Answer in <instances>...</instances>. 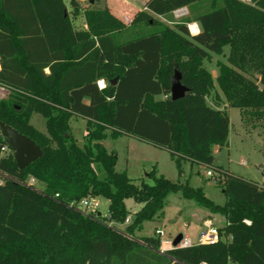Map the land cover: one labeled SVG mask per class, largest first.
Segmentation results:
<instances>
[{"label": "trees", "instance_id": "16d2710c", "mask_svg": "<svg viewBox=\"0 0 264 264\" xmlns=\"http://www.w3.org/2000/svg\"><path fill=\"white\" fill-rule=\"evenodd\" d=\"M201 6L175 24L178 34L154 17L169 21L178 9ZM70 7L63 0H0V85L10 91L0 100V123L41 150L20 170L0 136V264H264V188L214 164L212 149L227 145L230 121L206 103L214 84L202 67L228 46L216 78L227 107L264 110V0H147L128 24L107 8L92 9L83 13L86 30L72 24L80 14L76 0ZM190 21L199 26L196 35ZM175 68L187 93L173 101ZM34 113L45 120V133L29 124ZM74 116L86 120L83 146L71 134ZM123 135L165 150L178 176L184 162L219 174L220 181L211 180L223 185L225 202L155 168L151 184L117 172L115 152L102 142ZM28 177L43 189L22 185ZM170 193L223 216L229 241L173 250L172 262L156 252L158 236L134 239L143 223L163 214ZM88 196L108 201L107 218L77 207ZM126 199L142 206L123 234L106 221L124 222Z\"/></svg>", "mask_w": 264, "mask_h": 264}, {"label": "rangeland", "instance_id": "374dc122", "mask_svg": "<svg viewBox=\"0 0 264 264\" xmlns=\"http://www.w3.org/2000/svg\"><path fill=\"white\" fill-rule=\"evenodd\" d=\"M64 1L70 6L69 0ZM245 1L249 2V0ZM76 2L83 13L90 11L92 8L86 9L85 5L80 3L79 0H76ZM94 9H97V7L95 6ZM204 9L205 8L201 6L191 13V11L185 7L181 14L173 12L172 16L168 19L169 21L161 17H154L167 25L174 33L178 34L175 29V24L183 23L186 19L192 18L194 13L196 14L198 11H203ZM71 19L73 20L72 16ZM186 24L187 27L188 25L191 27L192 24L198 26L197 23L192 21ZM74 25L75 29L86 30L85 21V27L82 26V24L79 25L78 22H75ZM228 52L229 47L225 46L220 55L210 54L209 59L202 61V67L209 72L214 84L206 97V103L208 105H210V103L217 105L218 101H220L218 91L220 93L221 91L216 83L219 72L218 64H227ZM176 70L175 68L174 71ZM173 75L174 73L171 77ZM98 86L103 88L106 84L99 81ZM9 95L10 91L6 87L0 85V100L8 99ZM155 99H164V95L157 96ZM227 115L230 121L227 145L222 148L218 147V149L214 151L212 149L214 164L236 176L256 183L260 188H264V110L259 113V115H256L252 110L240 112L238 109L229 108ZM29 124L42 133L46 131L45 120L39 114H32L29 119ZM69 124L71 134L76 139L77 144L83 146L85 142L84 131L86 120L74 116L71 118ZM102 144L107 151L115 152L117 158L115 170L117 172H124V170L128 168V176L136 184L141 182L151 184L152 180L146 175L155 168L158 173L169 180L176 181L179 179L180 182L188 181L189 185L193 188L201 187L205 195L215 204L222 205L226 200L224 192L222 191L223 185L219 184L217 186L211 180L216 175L218 182L221 180V176H219V174H214L212 170V176L209 177L206 174V168L184 162L182 164V175L178 176L174 162H172L167 152L134 137L130 138V136L127 135L118 139L107 136ZM97 175L99 179H104L106 176L102 168L97 170ZM37 187L43 189L42 184L38 183ZM96 201L98 204L97 212L100 213L102 218H107L108 201L102 197H97ZM125 206L128 211L126 218H129V222L131 223L134 218V213L141 208L142 204H138L132 199H126ZM162 212L163 214L153 221L143 223L141 229L133 233V238L140 239L155 235L158 236L161 235L159 232H162L163 238L173 239L176 235L182 233L184 236H189L191 241L195 243L196 237L204 230L202 221L205 216L203 213L208 214V212L199 208L194 201L182 198L180 193H170L167 195ZM212 217L213 225L221 230L220 238L223 241H229V236L223 231L226 225L225 218L218 214ZM125 220L123 223H115L107 220L106 224L124 233L128 225L125 224Z\"/></svg>", "mask_w": 264, "mask_h": 264}, {"label": "built area", "instance_id": "2783aa9c", "mask_svg": "<svg viewBox=\"0 0 264 264\" xmlns=\"http://www.w3.org/2000/svg\"><path fill=\"white\" fill-rule=\"evenodd\" d=\"M79 1H80V3L85 5L89 1H93V4H94L96 0H79ZM182 12H183V8L174 11V13H176V14H181ZM195 26H196V30L193 31L191 29L190 25H188L189 33L191 35H196L199 32L198 26L196 24H195ZM99 88H101V87H99ZM206 174H207V176L211 177L212 176L211 170H207ZM2 184H3V179L0 177V185H2ZM37 184H38V182L32 177H28L24 182H22V185H24L26 187L34 188L36 190H41L37 187ZM97 206H98V204H97L96 198L88 196V197L82 199L77 207L80 208L86 216H92V215L101 216V215H99V212H97L98 211ZM125 224H130L129 218H126ZM203 229L204 230L202 232H200L199 235L197 236L195 243H193L190 239L183 237V239L176 246L173 245V239L174 238L173 239L163 238L162 232H159V234H161V235H158L159 245H158V248L156 249V252L160 256H164V257L169 258L172 262H176L175 259H173L172 257L169 256V253L173 250L187 249V248L197 246V245H213V244H216L219 242L220 235L218 232V228H215L210 221H205L203 223ZM123 234H125V232ZM179 264H183V263L180 262ZM199 264H207V263L201 262Z\"/></svg>", "mask_w": 264, "mask_h": 264}, {"label": "water", "instance_id": "95a60500", "mask_svg": "<svg viewBox=\"0 0 264 264\" xmlns=\"http://www.w3.org/2000/svg\"><path fill=\"white\" fill-rule=\"evenodd\" d=\"M92 5L93 1H89L85 4V8L89 9ZM180 79V74L175 71L171 78L170 88V97L173 101L183 98L187 93V88L181 84ZM116 81L117 78L113 79L111 84L115 85ZM0 136L2 137L4 144L12 152L14 161L20 170L30 165L41 156V150L33 140L18 133L8 125L0 123ZM182 239V233L176 235L173 239V245L176 246Z\"/></svg>", "mask_w": 264, "mask_h": 264}, {"label": "crops", "instance_id": "0c3cea01", "mask_svg": "<svg viewBox=\"0 0 264 264\" xmlns=\"http://www.w3.org/2000/svg\"><path fill=\"white\" fill-rule=\"evenodd\" d=\"M70 1V0H69ZM65 6H66V9L68 12H71V7L67 5V3H65V1L63 0ZM146 2L147 0H96L95 3L91 6L93 9L94 7L96 6L97 9H104V8H107L108 11L114 16L116 17L118 20H120L121 22H123L124 24H128L132 18L134 17V15L139 12V11H145L146 10ZM91 8V10H92ZM80 10V8H79ZM80 13L76 18H73L72 20V24L73 26L75 22H78L79 25L82 24V26L85 27L84 25V17H83V12L80 10ZM77 30H80L78 28H76ZM104 83V81H102ZM218 91V90H217ZM218 94H219V100L218 101V104L217 105H214V104H211L210 103V106L213 107L214 109H218V110H221V111H225L226 113L228 112L229 108L227 107V104L225 102V99L223 97V95L218 91ZM219 105V106H218ZM84 134H85V131H84ZM125 136V135H123ZM123 136H120L118 138H121ZM116 138V139H118ZM130 138H132L130 136ZM157 148V147H156ZM218 149V146H214L213 147V151L214 150H217ZM162 150V149H160ZM165 151V150H163ZM166 152V151H165ZM169 155V154H168ZM170 157V156H169ZM171 159V158H170ZM173 162V161H172ZM190 164V163H189ZM191 165V164H190ZM124 172L127 174L128 176V173H129V170L128 168H126L124 170ZM158 173V172H157ZM160 174V173H158ZM162 175V174H161ZM148 176V173L147 175ZM129 177V176H128ZM130 178V177H129ZM131 179V178H130ZM203 210V209H202ZM205 211V210H204ZM207 212V211H206ZM135 214V213H134ZM204 214V218H203V221H202V226H203V223L205 221H210L212 224H213V215L215 214H206V213H203ZM212 215V216H211ZM226 223V221H225ZM214 226V225H213ZM215 227V226H214ZM217 228V227H215ZM183 237H186L188 239H190L189 236H184ZM197 238V237H196ZM191 240V239H190Z\"/></svg>", "mask_w": 264, "mask_h": 264}, {"label": "bare ground", "instance_id": "6f19581e", "mask_svg": "<svg viewBox=\"0 0 264 264\" xmlns=\"http://www.w3.org/2000/svg\"><path fill=\"white\" fill-rule=\"evenodd\" d=\"M191 29H192L193 31L196 30V26H195V24H192V25H191Z\"/></svg>", "mask_w": 264, "mask_h": 264}]
</instances>
